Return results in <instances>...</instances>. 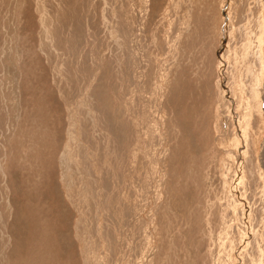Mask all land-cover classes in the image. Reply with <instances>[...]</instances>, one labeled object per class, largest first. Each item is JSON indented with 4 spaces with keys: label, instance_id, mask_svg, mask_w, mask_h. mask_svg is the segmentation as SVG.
Returning <instances> with one entry per match:
<instances>
[{
    "label": "rangeland",
    "instance_id": "1",
    "mask_svg": "<svg viewBox=\"0 0 264 264\" xmlns=\"http://www.w3.org/2000/svg\"><path fill=\"white\" fill-rule=\"evenodd\" d=\"M263 26L264 0H0V264H264Z\"/></svg>",
    "mask_w": 264,
    "mask_h": 264
},
{
    "label": "bare ground",
    "instance_id": "2",
    "mask_svg": "<svg viewBox=\"0 0 264 264\" xmlns=\"http://www.w3.org/2000/svg\"><path fill=\"white\" fill-rule=\"evenodd\" d=\"M262 3V2H261ZM264 27V26H263ZM264 62V60H263ZM264 88V87H263ZM264 90V89H263ZM264 96V94H263ZM262 96V98L264 99V97ZM262 101V100H261ZM263 104H264V101H263ZM262 108V107H261ZM264 108V107H263ZM264 113V112H263ZM259 164L262 168V172H263V175H264V144L262 145V148H261V151H260V155H259Z\"/></svg>",
    "mask_w": 264,
    "mask_h": 264
}]
</instances>
